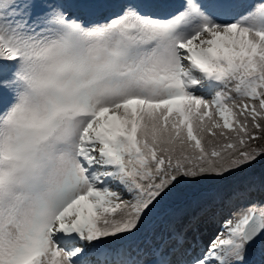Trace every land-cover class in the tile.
<instances>
[{"label":"snow or ice","instance_id":"1","mask_svg":"<svg viewBox=\"0 0 264 264\" xmlns=\"http://www.w3.org/2000/svg\"><path fill=\"white\" fill-rule=\"evenodd\" d=\"M260 159L264 0H0V264H264V201L115 243Z\"/></svg>","mask_w":264,"mask_h":264},{"label":"rangeland","instance_id":"2","mask_svg":"<svg viewBox=\"0 0 264 264\" xmlns=\"http://www.w3.org/2000/svg\"><path fill=\"white\" fill-rule=\"evenodd\" d=\"M263 161L260 159L247 169L263 170L260 166ZM239 172L223 181L177 186L161 201L139 232L115 243L135 255L136 250H147L169 234L184 232L197 250L206 247L216 233L224 230L223 222L231 212L245 207L249 201H264V185L256 187L253 182L239 181ZM260 248L258 244L252 257L257 264L262 259Z\"/></svg>","mask_w":264,"mask_h":264},{"label":"trees","instance_id":"3","mask_svg":"<svg viewBox=\"0 0 264 264\" xmlns=\"http://www.w3.org/2000/svg\"><path fill=\"white\" fill-rule=\"evenodd\" d=\"M260 166L263 167V170L258 171V168L255 170L242 169L239 174L237 173L239 181L253 182L256 187L264 185V161ZM256 171L257 173L254 174Z\"/></svg>","mask_w":264,"mask_h":264},{"label":"bare ground","instance_id":"4","mask_svg":"<svg viewBox=\"0 0 264 264\" xmlns=\"http://www.w3.org/2000/svg\"><path fill=\"white\" fill-rule=\"evenodd\" d=\"M188 229H189V227H188Z\"/></svg>","mask_w":264,"mask_h":264}]
</instances>
